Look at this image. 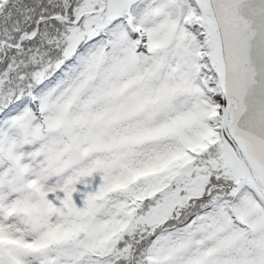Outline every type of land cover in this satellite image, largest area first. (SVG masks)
Wrapping results in <instances>:
<instances>
[{"label":"snow or ice","instance_id":"1","mask_svg":"<svg viewBox=\"0 0 264 264\" xmlns=\"http://www.w3.org/2000/svg\"><path fill=\"white\" fill-rule=\"evenodd\" d=\"M0 264H264V0H0Z\"/></svg>","mask_w":264,"mask_h":264}]
</instances>
